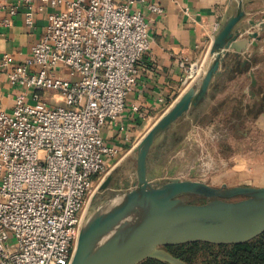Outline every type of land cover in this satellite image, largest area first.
Instances as JSON below:
<instances>
[{
	"label": "built area",
	"instance_id": "2783aa9c",
	"mask_svg": "<svg viewBox=\"0 0 264 264\" xmlns=\"http://www.w3.org/2000/svg\"><path fill=\"white\" fill-rule=\"evenodd\" d=\"M21 1L29 25L35 3L60 9L25 62L0 59V72L23 89L10 111L0 101V264H71L86 209L116 155L102 129L126 109L151 45L149 23L133 8L138 0ZM202 68L190 64L184 84Z\"/></svg>",
	"mask_w": 264,
	"mask_h": 264
},
{
	"label": "crops",
	"instance_id": "0c3cea01",
	"mask_svg": "<svg viewBox=\"0 0 264 264\" xmlns=\"http://www.w3.org/2000/svg\"><path fill=\"white\" fill-rule=\"evenodd\" d=\"M150 4L161 6L163 12L152 11ZM40 5L35 3L33 23L29 25L26 21L29 8L25 3L0 0V59L9 55L15 63H23L32 55L34 45L46 32L49 15L60 9L47 4L41 10ZM236 6V0L137 1L133 8L142 11L149 23L151 45L137 63V84L126 98L124 113L116 123L102 129L104 140L116 150V155L108 159L110 169L136 159L137 144L189 87L184 84L189 65L199 63L203 66L202 71L207 68L214 36ZM245 9L244 22L248 24L253 18L258 24L249 26L242 38L256 34L252 42L258 44H250L241 58H229L230 71L213 86L211 99L177 123L187 121L191 126L178 148H225L221 144L225 140H228V148H237L232 142L234 135L227 132L228 126L238 120L237 116L242 114L238 111L244 110L247 102L252 104L257 100L256 90L260 85L264 86V0H245ZM245 55H251L252 59L243 66ZM250 72L256 75V87L252 86ZM252 89L255 94L251 93ZM22 90L11 84L7 69L0 72V101L4 109L10 111L13 108ZM224 124L226 128L222 127ZM254 124L260 136H255L256 140L246 138L244 148L249 150L245 159L235 157V163L226 172L235 186H264V156H259L264 155V112L255 118ZM181 154L185 156V153ZM212 161L201 163L203 172L204 167L210 169V163H215L214 159Z\"/></svg>",
	"mask_w": 264,
	"mask_h": 264
},
{
	"label": "water",
	"instance_id": "95a60500",
	"mask_svg": "<svg viewBox=\"0 0 264 264\" xmlns=\"http://www.w3.org/2000/svg\"><path fill=\"white\" fill-rule=\"evenodd\" d=\"M236 2V9L214 36L211 61L204 73L135 147L136 178L132 184L126 183L128 190H119L118 183L111 190V176L100 185V190H110L86 214L71 264H140L146 259L189 264L167 247L191 242L241 244L264 233V186L215 187L196 179L202 174L199 157L192 168L166 165L159 158L163 148L179 143L172 132L175 124L211 99L213 86L230 71L228 59L241 58L250 44H258L252 42L256 34L242 38L248 27L258 22L251 18L246 24L245 0ZM245 56L243 66L252 59L251 55ZM250 76L256 87L255 73L250 72ZM161 137L163 141L159 142ZM178 172L188 173L189 178L178 176ZM190 195L206 201L187 202L185 198Z\"/></svg>",
	"mask_w": 264,
	"mask_h": 264
},
{
	"label": "rangeland",
	"instance_id": "374dc122",
	"mask_svg": "<svg viewBox=\"0 0 264 264\" xmlns=\"http://www.w3.org/2000/svg\"><path fill=\"white\" fill-rule=\"evenodd\" d=\"M252 91L255 92L254 89H252ZM52 93L53 92L51 91H46L45 95L50 97ZM259 99L257 98V101H254L252 104L247 102L246 105H244V110L238 111V113H242L241 115L237 116L238 120L228 126L229 128L227 129V132H232V134L234 135L232 142L237 146V148H228V140H225L224 143H221L222 147L225 146V148H178V146L183 143L191 128L187 121H184V123L181 121L174 127L173 131L176 133V137L180 139L179 143L177 142L172 146H167L163 148L161 156L159 158L162 159L166 165L175 164L181 166V164H183L184 167L188 168H192L195 166V160L197 159L198 155L201 159V163L203 164L207 161L211 162L214 159L216 164L210 163V169L204 167L205 171H202V174L198 175L196 179H203L204 181L208 182L209 184L215 187H221L223 184H227L229 187L235 186L234 182L229 179V176L226 175V172L232 166V164L235 163V157L245 159V155H247L246 153L249 150V148H244L246 138H248L249 136L250 138L255 139L257 138L255 136H260V133H257L258 128L256 129V125L254 124L255 118H257L259 115L256 114V111L261 106L259 103ZM222 127H225V124ZM245 133L247 134L245 135ZM262 138L264 139V135L262 136ZM161 140L163 141V137L159 139V142ZM259 149L257 148V150ZM181 152L185 153V156H183ZM153 154H156V148L153 149ZM259 156L263 157L264 155L261 154ZM136 170L137 160L134 158L125 163H122V165L116 168L114 166L111 169L109 168L108 173H111L110 176L113 178L110 184V189H116L115 184L118 183L120 185L119 190H121V188L122 190H128L126 183L132 184V182L136 178ZM177 175L182 178H189L188 173L180 175V172H178ZM110 189H96L86 209L85 216L88 212L91 211L94 206L99 205L104 200V197L107 195ZM185 199L187 202L192 203H203L206 201V199L203 197L193 195L187 196Z\"/></svg>",
	"mask_w": 264,
	"mask_h": 264
},
{
	"label": "trees",
	"instance_id": "16d2710c",
	"mask_svg": "<svg viewBox=\"0 0 264 264\" xmlns=\"http://www.w3.org/2000/svg\"><path fill=\"white\" fill-rule=\"evenodd\" d=\"M256 91L258 99L260 97L261 105L256 114H260L264 112V88L259 86ZM173 142H175V138ZM167 248L189 264H264V233L241 244L191 242ZM140 264L168 263L156 259H146Z\"/></svg>",
	"mask_w": 264,
	"mask_h": 264
}]
</instances>
